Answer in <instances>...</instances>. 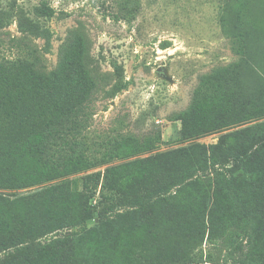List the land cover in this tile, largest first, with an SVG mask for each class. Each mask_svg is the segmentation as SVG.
Masks as SVG:
<instances>
[{
  "label": "trees",
  "instance_id": "16d2710c",
  "mask_svg": "<svg viewBox=\"0 0 264 264\" xmlns=\"http://www.w3.org/2000/svg\"><path fill=\"white\" fill-rule=\"evenodd\" d=\"M37 13L53 10L41 4ZM244 35H230L238 61L200 78L177 117L180 141L264 118V87H245L255 72ZM89 46L70 32L49 71L33 46L28 56L0 62V264H200L191 255L205 237H223L232 264H264V122L215 145L88 173L114 157L89 156L70 142L92 117L100 84ZM112 67L121 78L122 67ZM43 184L51 185L37 188Z\"/></svg>",
  "mask_w": 264,
  "mask_h": 264
},
{
  "label": "rangeland",
  "instance_id": "374dc122",
  "mask_svg": "<svg viewBox=\"0 0 264 264\" xmlns=\"http://www.w3.org/2000/svg\"><path fill=\"white\" fill-rule=\"evenodd\" d=\"M242 1L243 7L232 0H0V62L28 56L27 48L33 46L49 71L57 65L68 34L85 35L100 84L92 117L70 142L89 156L114 155L88 173L194 143L215 145L232 131L264 122L263 118L196 140H179L177 117L189 107L200 78L238 61L231 33L247 37L244 55L255 73L246 78L245 87H264V0ZM41 4L53 10L51 17L37 13ZM246 20L248 25L242 27ZM113 63L122 67L121 78L114 74ZM117 83L120 90L109 95ZM148 144L153 148L142 152ZM99 198L96 191L91 206L97 207ZM93 224L91 220L83 227ZM228 251L223 237H205L191 259L232 264Z\"/></svg>",
  "mask_w": 264,
  "mask_h": 264
}]
</instances>
